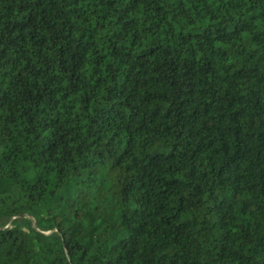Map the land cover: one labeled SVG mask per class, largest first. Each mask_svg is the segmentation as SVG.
<instances>
[{"label": "trees", "instance_id": "trees-1", "mask_svg": "<svg viewBox=\"0 0 264 264\" xmlns=\"http://www.w3.org/2000/svg\"><path fill=\"white\" fill-rule=\"evenodd\" d=\"M0 264H264V0H0Z\"/></svg>", "mask_w": 264, "mask_h": 264}, {"label": "water", "instance_id": "water-1", "mask_svg": "<svg viewBox=\"0 0 264 264\" xmlns=\"http://www.w3.org/2000/svg\"><path fill=\"white\" fill-rule=\"evenodd\" d=\"M35 226H36V223H35Z\"/></svg>", "mask_w": 264, "mask_h": 264}]
</instances>
